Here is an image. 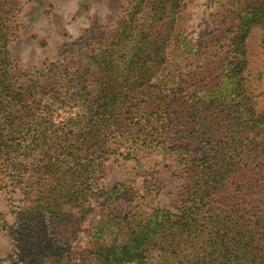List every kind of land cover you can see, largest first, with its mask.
Wrapping results in <instances>:
<instances>
[{
  "label": "trees",
  "instance_id": "obj_1",
  "mask_svg": "<svg viewBox=\"0 0 264 264\" xmlns=\"http://www.w3.org/2000/svg\"><path fill=\"white\" fill-rule=\"evenodd\" d=\"M129 3L110 44L99 49L105 67L98 77L95 57L87 67H47L52 83L32 95L19 82L44 75L8 67L5 48L16 31L12 8L0 0V173L9 177V193L35 204L13 240L32 241L44 257L50 250L39 236L44 218L55 222L67 208L88 214L103 163L149 151L181 166L180 203L154 210L127 243L101 248L106 260L144 262L153 248L158 264H264V109L256 108L245 58L253 27L261 29L264 51V0H227L229 21L216 37L227 52L201 83L167 78L165 84L152 82L153 67L145 66L165 60L160 25L175 24L186 0H156L149 14L146 0ZM133 9L148 20L135 34ZM200 48L206 44L195 55ZM24 247L19 254L30 253Z\"/></svg>",
  "mask_w": 264,
  "mask_h": 264
},
{
  "label": "rangeland",
  "instance_id": "obj_2",
  "mask_svg": "<svg viewBox=\"0 0 264 264\" xmlns=\"http://www.w3.org/2000/svg\"><path fill=\"white\" fill-rule=\"evenodd\" d=\"M5 2L7 10L12 8V26L16 31L5 48L10 62L8 67H16L22 72L41 70L40 74L44 75L24 78L19 82L23 85L22 90L32 95L37 94L36 87L40 84L46 86L52 83L46 72L47 67H87L89 58L95 57L99 62L91 67H94L92 71L98 77L99 67H105L103 59L98 57L99 49L110 44L123 24L125 10L131 9L130 0ZM155 2L146 0L144 13H151L150 6ZM227 6V0H186V6L179 8L175 24L162 20L158 35L166 45L165 60L149 61L145 66L153 67L152 82L165 84L167 78H171L173 81L189 82L193 79L201 83L206 74L211 73L210 67H215L214 63L227 52L226 47H221L224 41H216L217 31L222 34L224 23L229 21ZM137 9L131 10L133 16L128 17L136 20L134 34L145 30L148 23L147 14L137 15ZM161 9H156L157 15ZM261 35L260 28L251 29L246 40L245 55L247 81L259 111L264 109ZM203 44H206L205 50L200 48L195 55L197 47H203ZM124 54L121 52L120 56ZM117 62L120 67H131L125 61ZM196 144V148H199L200 145ZM102 166L103 176H97L92 181L93 186L98 187L97 191L108 193L115 184H123V187L113 194L102 196L94 190L96 196L89 199L92 210L88 214L82 215L78 210L67 208L66 214L55 222L45 217V227L41 233L38 231L50 248L43 252L44 257L38 255L41 248L33 247L32 241L13 240L11 233L19 231L20 220L26 216V210L35 204L9 193L12 190L9 177L0 173V264H116L106 260L100 249L125 244L133 232L144 226L147 216L154 210H172L180 203L179 196L184 184L181 166L170 156L141 151L134 160L112 158ZM11 205L15 208L12 209ZM20 210L21 213H18ZM21 238L24 240L25 235ZM16 239H19L18 236ZM20 246H25V251L30 250V253L19 254ZM146 253L148 257L144 262L135 259L122 264H158L153 248ZM24 255H28V258H24Z\"/></svg>",
  "mask_w": 264,
  "mask_h": 264
}]
</instances>
